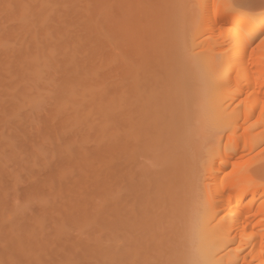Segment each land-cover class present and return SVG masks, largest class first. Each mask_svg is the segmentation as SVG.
I'll list each match as a JSON object with an SVG mask.
<instances>
[{"label": "rangeland", "instance_id": "rangeland-1", "mask_svg": "<svg viewBox=\"0 0 264 264\" xmlns=\"http://www.w3.org/2000/svg\"><path fill=\"white\" fill-rule=\"evenodd\" d=\"M156 1L144 37L160 42L163 64L180 53L190 68L220 58L188 12L198 1L178 11ZM235 2L253 10L264 0ZM116 9L117 0H0V264H114L115 205L136 200L143 166L165 158L124 153L119 188L118 124L146 64L134 65V11L128 19L123 6L119 22ZM258 151L247 158L264 161Z\"/></svg>", "mask_w": 264, "mask_h": 264}, {"label": "bare ground", "instance_id": "bare-ground-1", "mask_svg": "<svg viewBox=\"0 0 264 264\" xmlns=\"http://www.w3.org/2000/svg\"><path fill=\"white\" fill-rule=\"evenodd\" d=\"M185 1L165 3L178 11ZM196 1L188 12L197 35L215 39L220 58L190 68L184 53L166 66L160 42L145 39L156 0H117L119 22L124 6L140 28L134 65L146 64L142 89L118 124L127 126L115 165L119 188L124 153L129 161L165 158L143 166L136 200L115 205L114 264H264V161L247 158H260V146L264 152V2L253 10L235 0L188 3ZM107 102L102 95L103 117Z\"/></svg>", "mask_w": 264, "mask_h": 264}]
</instances>
